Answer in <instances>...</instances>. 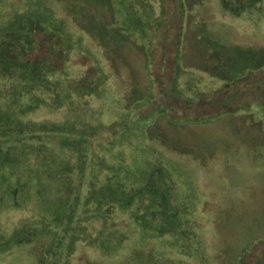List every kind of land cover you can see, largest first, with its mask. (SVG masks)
Masks as SVG:
<instances>
[{
	"label": "trees",
	"instance_id": "16d2710c",
	"mask_svg": "<svg viewBox=\"0 0 264 264\" xmlns=\"http://www.w3.org/2000/svg\"><path fill=\"white\" fill-rule=\"evenodd\" d=\"M71 3L83 10L85 24L53 20L49 9L46 13L30 9L14 11L12 19L16 20L0 29V193L4 189L10 203L3 210L31 207L39 218L4 238L0 255L18 264L6 254L8 248L30 243L32 252L40 254L35 264H189L195 259L193 254L174 249L165 240L170 233L142 223L155 232L153 236L168 234L162 238L147 234L152 239L139 254L140 243L136 245L134 238L139 242L141 233L126 230L135 200L126 201L124 195L130 188L139 193L144 189L134 184L138 171L129 166L128 133H120L113 119L95 121L105 110L112 111L109 103L116 100L111 96L113 74L107 67L121 60L125 46L133 43V51L143 54L149 97L152 108L159 105V117L182 124L196 113L206 120L215 114L246 111L264 127V113L256 108L264 109V47L216 45L215 65L205 70L216 81L205 84L218 86L208 85L189 99L181 94L185 86L177 83L174 72L183 59L188 12L201 0ZM220 5L237 17L257 11L264 15V0H220ZM146 25L149 42L141 37L147 33ZM203 81L199 78L194 87L200 89ZM186 87L193 86L188 83ZM130 105L124 107L125 115H130ZM146 109L139 114L147 115ZM42 111L64 115L61 119L36 118ZM155 123L142 127L144 135ZM117 160L128 166L115 167ZM154 168L148 177L163 176L164 166ZM152 201L144 197L139 208L145 210ZM198 256V262L209 264L205 256ZM232 264H264V238L249 243L244 258Z\"/></svg>",
	"mask_w": 264,
	"mask_h": 264
},
{
	"label": "rangeland",
	"instance_id": "374dc122",
	"mask_svg": "<svg viewBox=\"0 0 264 264\" xmlns=\"http://www.w3.org/2000/svg\"><path fill=\"white\" fill-rule=\"evenodd\" d=\"M41 1L0 0V29L16 20L12 19L16 10L26 12L38 9L46 13L45 10L49 9L48 14L53 16V20L87 22L83 10L72 5L71 0H44V5ZM140 15L139 11L137 16ZM188 15L185 51L183 48L180 69L174 75L177 83L185 86L181 94L190 99L197 97L206 86H211L205 82L216 81L211 73L205 72L215 65L213 55L216 45L264 47V15L257 11L252 16H233L222 9L220 0H201ZM148 30L146 25L147 33L141 37L149 42ZM2 36L0 34V41ZM137 41L142 42L140 39ZM147 47L152 49L149 43ZM133 48V43L127 44L123 58L107 67L109 74H113L115 84L111 96L116 100L113 104L109 103L112 111L105 110L102 116L99 114L95 119H107V122L113 119L119 123L120 133H128L132 146L129 166L138 171L134 184L146 191L139 193L130 188L124 195L126 201L135 200L128 211L130 220L127 218V222H130L126 230L141 233L137 235L139 242L134 238L136 245L140 243V246L137 245L141 251L139 254H142L143 244L150 243L152 237L162 238L170 233L165 240L174 249L177 247L180 251L193 254L195 259H190L189 264L200 263L197 261L198 254L205 256L209 264L239 262L246 255L249 243L264 238V127L257 117H250L246 111L215 114L206 120L196 113L186 118L188 123L182 124L159 117V105L153 104L152 108L149 97L143 54L140 52L138 56ZM201 77L203 85L197 89L194 86ZM188 83L193 87L187 88ZM217 86L215 83L211 88ZM127 105L132 108L130 115H125L124 107ZM146 108L149 109L147 115L141 116L139 110ZM256 108L264 113L261 106ZM63 115L64 112L46 111L35 114L36 118L53 119H61ZM260 116L259 113V119ZM140 120L143 122H138ZM154 120L156 123L144 135L142 127H147ZM119 137L124 139V136ZM160 164L165 169L163 176L152 174L148 177L150 171L160 167ZM114 165L126 167L128 162L117 160ZM3 191L0 193V243L24 229L23 223L39 219L38 213L32 212L31 207L25 211L3 210L8 204L7 194ZM144 197L149 201L158 199L162 203L152 201V206L142 210L139 207ZM49 209L52 210V207ZM142 223L168 233L153 236L155 232L148 227L143 228ZM162 241L164 243V239ZM252 248H248L247 254ZM8 250L6 254L16 258L18 264H35L40 256L38 252H32L30 243L11 245ZM7 258L1 254L0 264H10Z\"/></svg>",
	"mask_w": 264,
	"mask_h": 264
}]
</instances>
